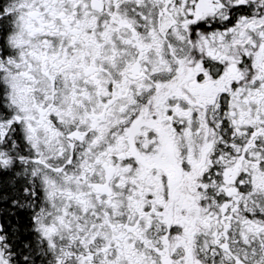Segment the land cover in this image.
Listing matches in <instances>:
<instances>
[{"label":"snow or ice","instance_id":"snow-or-ice-1","mask_svg":"<svg viewBox=\"0 0 264 264\" xmlns=\"http://www.w3.org/2000/svg\"><path fill=\"white\" fill-rule=\"evenodd\" d=\"M0 264H264V0H0Z\"/></svg>","mask_w":264,"mask_h":264}]
</instances>
